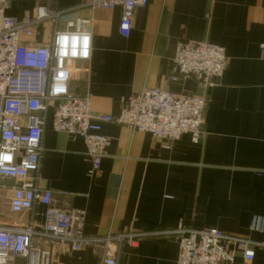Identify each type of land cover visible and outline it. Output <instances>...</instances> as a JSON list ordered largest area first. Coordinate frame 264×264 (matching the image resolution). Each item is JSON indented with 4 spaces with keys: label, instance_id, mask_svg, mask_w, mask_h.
Here are the masks:
<instances>
[{
    "label": "crops",
    "instance_id": "obj_1",
    "mask_svg": "<svg viewBox=\"0 0 264 264\" xmlns=\"http://www.w3.org/2000/svg\"><path fill=\"white\" fill-rule=\"evenodd\" d=\"M43 1L52 10H67L84 0ZM40 3L11 0L7 15L18 21L32 17ZM75 19L89 21L91 54L75 62L69 91L88 94L93 114L117 116L121 100L143 87L204 95V135L197 143L183 136L165 148L146 133L101 123L110 144L100 169L88 176L81 139L54 132L48 111L38 175L39 185L52 193L51 205L60 211L83 210L87 236L160 233L182 225L264 243V0H148L135 11L127 38L118 32V8L69 11L57 29ZM53 31L52 24L42 23L23 43L47 45ZM188 41L225 49L226 68L213 87L203 90L192 79L170 80L175 45ZM3 183L10 187L13 182ZM10 196L9 188L0 189L1 225L26 218L10 213ZM41 246L50 250V264L101 263L100 247L75 252L53 243ZM254 252L252 262L237 256L235 264H264V249ZM177 254L173 236L153 234L135 247L123 244L117 264H175Z\"/></svg>",
    "mask_w": 264,
    "mask_h": 264
},
{
    "label": "built area",
    "instance_id": "obj_2",
    "mask_svg": "<svg viewBox=\"0 0 264 264\" xmlns=\"http://www.w3.org/2000/svg\"><path fill=\"white\" fill-rule=\"evenodd\" d=\"M11 0H0V189H10L9 211L26 214L16 224H0V264H50L51 252L41 244L53 243L71 251L93 246L102 249L100 264H117L123 244L135 247L142 237L167 234L176 239L175 264H235L237 256L252 262L255 248L264 243L225 234L216 229H192L178 225L158 232H121L105 236L83 233V210L60 211L51 205L52 193L39 185V167L43 151L45 119L51 111L50 125L56 133L81 139L89 160L88 176L100 169L110 140L101 133V123L123 125L131 132L146 133L163 147L183 136L193 143L203 137L204 95L186 96L161 88L143 87L121 100L117 116L95 115L88 94L75 95L69 82L77 61H87L91 54V34L85 29L88 20L67 21L64 30L58 23L69 11L79 8H118V32L129 36L134 13L147 6L148 0H84L75 8L52 10L41 0L32 17L18 21L7 15ZM48 22L54 31L47 45L29 47L23 38L33 37L34 29ZM69 41L63 54L58 42ZM89 38L88 47L78 39L76 55L71 54V37ZM263 52V48L261 47ZM85 51L87 55H85ZM172 64L175 75L170 80L192 79L206 90L215 85L225 71L227 56L221 46L188 41L175 45ZM12 180L10 187L3 182ZM256 223L251 222L250 229ZM261 230L264 232V219Z\"/></svg>",
    "mask_w": 264,
    "mask_h": 264
},
{
    "label": "clouds",
    "instance_id": "obj_3",
    "mask_svg": "<svg viewBox=\"0 0 264 264\" xmlns=\"http://www.w3.org/2000/svg\"><path fill=\"white\" fill-rule=\"evenodd\" d=\"M78 39H82V41H83V47L85 48V49H87V47H88V42H89V38L87 37V36H84V37H82V38H78L77 36H72L71 37V48H72V52H71V54L73 55V56H75L77 53H76V47H77V41H78ZM68 41H69V37L68 36H61L60 38H59V43H60V45H61V53L63 54V52H64V50H65V47L67 46V44H68ZM85 55H87V52L85 51V53H84Z\"/></svg>",
    "mask_w": 264,
    "mask_h": 264
}]
</instances>
